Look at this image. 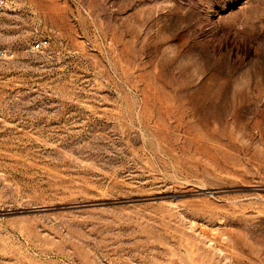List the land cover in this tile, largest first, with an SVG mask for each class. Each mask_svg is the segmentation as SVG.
I'll return each mask as SVG.
<instances>
[{
	"label": "rangeland",
	"instance_id": "rangeland-1",
	"mask_svg": "<svg viewBox=\"0 0 264 264\" xmlns=\"http://www.w3.org/2000/svg\"><path fill=\"white\" fill-rule=\"evenodd\" d=\"M0 264H264V0H0Z\"/></svg>",
	"mask_w": 264,
	"mask_h": 264
},
{
	"label": "built area",
	"instance_id": "built-area-1",
	"mask_svg": "<svg viewBox=\"0 0 264 264\" xmlns=\"http://www.w3.org/2000/svg\"><path fill=\"white\" fill-rule=\"evenodd\" d=\"M40 47H41V44H37V45H36V48H40Z\"/></svg>",
	"mask_w": 264,
	"mask_h": 264
}]
</instances>
